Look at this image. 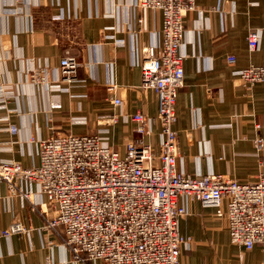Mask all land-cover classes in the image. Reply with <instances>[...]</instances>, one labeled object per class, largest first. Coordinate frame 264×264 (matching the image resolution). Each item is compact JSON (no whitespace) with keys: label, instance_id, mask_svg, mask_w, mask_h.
<instances>
[{"label":"crops","instance_id":"crops-1","mask_svg":"<svg viewBox=\"0 0 264 264\" xmlns=\"http://www.w3.org/2000/svg\"><path fill=\"white\" fill-rule=\"evenodd\" d=\"M196 5L184 17V86L175 123L182 156L176 168L192 176L216 172L254 180L264 174V147L256 146L258 137L264 140V82L250 90L238 71L264 66V0ZM162 27V13L141 8L139 0H0V159L38 165V142L55 130L99 134L105 145L124 153L136 137L126 116L159 112L156 93L141 87V62L149 46L161 44ZM256 28L261 43L251 52L247 35ZM66 52L80 62L73 82L57 70ZM229 54L236 56L234 63L227 61ZM37 68L47 69L43 86L30 80ZM112 84L119 106L111 101ZM108 114L116 121H101ZM11 125L19 135L9 131ZM18 187L31 190L32 200L43 205L12 195L0 183V232L13 221L26 228L0 236V264H77L63 238L45 227L51 210L38 186ZM188 207L180 229L192 242L180 264H264L262 245L231 244L226 219L214 207L199 201Z\"/></svg>","mask_w":264,"mask_h":264},{"label":"built area","instance_id":"built-area-1","mask_svg":"<svg viewBox=\"0 0 264 264\" xmlns=\"http://www.w3.org/2000/svg\"><path fill=\"white\" fill-rule=\"evenodd\" d=\"M139 5L163 16L162 42L149 46L141 62V87L158 96L157 116L142 111L126 116L136 137L126 142L124 153L105 145L99 134L55 130L38 142V165L25 167L20 161L0 159V183L6 182L12 195L29 200L31 190L18 183L38 186L51 210L45 227L63 238L77 264H180L183 249L192 242V236L180 229L191 201L214 207L226 219L231 244L264 247V174L240 181L216 172L187 175L176 168L182 156L175 123L177 96L184 86V17L196 9V0H139ZM261 36L260 29L249 30L251 52L259 49ZM227 61L234 63L236 56L229 54ZM79 66L77 57L66 52L57 70L65 81L73 82ZM37 69L31 77L41 74L47 80V69ZM238 74L250 90L264 82L262 65L251 64ZM116 87L108 88L112 103L119 106L122 99L116 96ZM116 117L100 119L113 123ZM9 131L20 133L16 125ZM256 146L264 147L263 138L256 139ZM25 230L15 221L0 236Z\"/></svg>","mask_w":264,"mask_h":264},{"label":"rangeland","instance_id":"rangeland-1","mask_svg":"<svg viewBox=\"0 0 264 264\" xmlns=\"http://www.w3.org/2000/svg\"><path fill=\"white\" fill-rule=\"evenodd\" d=\"M38 69H36V70H33L32 71V73H31V76H32V74L35 72V71H37ZM38 71H40V69L38 70ZM41 73V72H40ZM30 76V80L32 81V82H34V84H41L40 86H43V84H44V82H46V80L44 81V79L41 77L42 75L41 74H39L38 76H37V78L38 79H36V78H34L33 79V77H31ZM15 161H17V160H15ZM15 221H13L12 223H14ZM11 223V224H12ZM10 224V225H11Z\"/></svg>","mask_w":264,"mask_h":264},{"label":"trees","instance_id":"trees-1","mask_svg":"<svg viewBox=\"0 0 264 264\" xmlns=\"http://www.w3.org/2000/svg\"><path fill=\"white\" fill-rule=\"evenodd\" d=\"M36 21V20H35Z\"/></svg>","mask_w":264,"mask_h":264}]
</instances>
